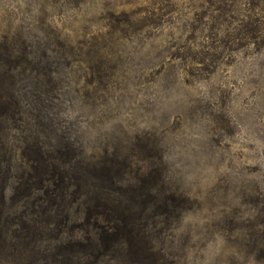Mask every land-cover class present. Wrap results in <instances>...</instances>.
Wrapping results in <instances>:
<instances>
[{
	"label": "rangeland",
	"instance_id": "374dc122",
	"mask_svg": "<svg viewBox=\"0 0 264 264\" xmlns=\"http://www.w3.org/2000/svg\"><path fill=\"white\" fill-rule=\"evenodd\" d=\"M0 52V73L17 67L13 80H2L13 110L17 101L23 109L0 121L2 155L17 176L29 167L22 155L27 139L39 137L44 105L55 144L77 141L86 157L119 154L163 174L177 208L152 231L165 249L161 264H264V151L237 140L228 115L249 84H260L249 77L253 65L264 71V0H0ZM212 78L206 99L193 94L195 83ZM253 98L239 124L264 118V86L241 107ZM125 113L133 127L137 119L159 127L99 131ZM205 115L212 124L202 126L208 139L195 153L203 171L185 186L165 157L187 148L186 135ZM253 131L264 141V129ZM38 259L23 264H58L51 254Z\"/></svg>",
	"mask_w": 264,
	"mask_h": 264
},
{
	"label": "trees",
	"instance_id": "16d2710c",
	"mask_svg": "<svg viewBox=\"0 0 264 264\" xmlns=\"http://www.w3.org/2000/svg\"><path fill=\"white\" fill-rule=\"evenodd\" d=\"M12 71L0 73L2 122L23 113L19 101L13 110L14 96L2 80H13L17 67ZM45 109L36 115L39 137L26 141L29 167L21 175L2 155L0 138V264L38 262L48 254L58 264H161L165 249L152 231L177 208L163 174L119 154L86 157L77 141L66 149L55 144Z\"/></svg>",
	"mask_w": 264,
	"mask_h": 264
},
{
	"label": "clouds",
	"instance_id": "9594fccd",
	"mask_svg": "<svg viewBox=\"0 0 264 264\" xmlns=\"http://www.w3.org/2000/svg\"><path fill=\"white\" fill-rule=\"evenodd\" d=\"M142 2H144V0H142ZM134 6L135 5H128L129 8ZM33 14L35 15V10ZM65 15L67 17L71 15V13H66ZM165 31H167V29H165ZM258 59L264 60V52L260 54ZM249 80H258L260 81V84L256 86L249 84L248 87L245 88L244 90L243 97L238 101H233V104L230 108L228 115L231 118L233 124H236L240 128V132L236 136V139L244 140V142L246 143L255 144L257 150L264 151V141L258 139L256 133L253 131V128L264 129V118H261L255 124H253V121L256 119L254 114H251L249 118L246 120V122L243 124H239L237 120L238 116L243 119L246 116V114L249 113L256 98L250 100L248 105L241 107V105L243 104V100L248 98L250 92L256 91V87L264 86V71L260 69L258 64L252 66V75L249 77ZM216 82H217L216 78H212L209 80H201L195 83V86L193 89H191V91L193 92L194 95L206 99L209 94V91L213 88ZM244 83H245L244 80H240L241 85H244ZM237 91H239V89H237ZM179 98H180V93H177L173 97V99H179ZM169 103H171V101H169ZM165 108H167V104L165 105ZM125 117H127V119H125ZM95 119L96 117L94 116L88 117V120L90 121ZM131 119L132 118L128 116L127 113L114 119L109 118L103 124V126L100 127L99 131L101 133L111 134L112 132L116 131L115 129L116 125H121L123 131L131 135L137 131H145V130L150 131L153 126L159 127V124H154V122H149L147 120H139V119L135 121V126L133 127L130 123H128V120ZM205 124L208 125L212 124L211 119L207 115H205L203 119L199 120V122L193 126V130L186 135L185 141L187 142L188 145L187 148L185 150H181L180 148H175L174 150L175 154L172 157H165V160L169 161L172 165H174L173 172L175 173L176 178L182 180L185 186H190L192 182L197 179L198 173L203 171L202 169H198L195 167L196 161L197 159H199V157L195 155V153L200 152V145L208 139V137L202 134V126ZM84 127L85 125L82 124L81 125L82 130L84 129ZM245 137H247L246 140ZM226 142H230V141H226ZM262 159H264V156H262ZM186 222H187V218H186ZM204 264H207V261H205Z\"/></svg>",
	"mask_w": 264,
	"mask_h": 264
}]
</instances>
